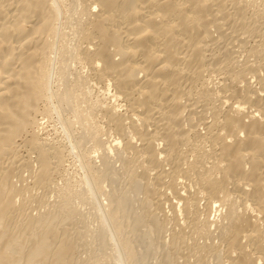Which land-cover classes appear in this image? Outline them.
Returning a JSON list of instances; mask_svg holds the SVG:
<instances>
[{
	"label": "bare ground",
	"instance_id": "6f19581e",
	"mask_svg": "<svg viewBox=\"0 0 264 264\" xmlns=\"http://www.w3.org/2000/svg\"><path fill=\"white\" fill-rule=\"evenodd\" d=\"M77 2L79 4L78 6H81L80 10L85 18L83 23L79 22L81 25L76 24L78 25V27H76L78 34H75L76 36L78 35V39L80 38L79 42L85 45L84 47L82 46L83 49H79L80 60L87 66L88 71L93 75L96 81L106 82L108 88L110 87L109 89L113 92L111 98L114 103L107 107L104 106L105 108L101 113L104 114L108 122L107 125L110 124L112 126V130H114L112 132L118 137H114L116 138L114 143L110 142L113 148L109 143L106 147L101 144L99 145L104 153L103 157L107 158V154L112 152L113 149L119 145L123 146V149L134 150L137 155H140L144 162L150 166L149 168L147 164L145 165L141 162L143 170L146 171V169H148L149 172L154 171V173L151 172V174L153 175L152 181L156 187H152L153 183L151 182L152 188L150 189L147 186L150 194L147 193V195H144L148 197L150 195V197H152V194L159 196L156 198L157 201L155 199L154 201L158 204H156L157 206L155 205L156 208L159 206L158 208L160 209V205L164 207V205H162L164 200L160 202V200H162L160 197L162 196L164 198L168 195V193H165L166 191L164 192L165 194L162 193L163 190H165L163 186H166V188L170 190L168 191L169 195L170 192L175 195V198L178 200L176 202L177 204L179 203L177 207L171 204L174 206L173 209H176H174L175 217L179 215L178 213L182 212L183 217H185L186 220L188 218L189 221L192 218L190 221L192 222L196 217H192L191 214L202 213L199 211L200 208L198 206L200 205L197 203H199V197L205 195L207 201L205 206L202 207H205L203 209V215L205 213L206 217H204L202 223H200L199 220H197V223H192L194 227H197V224L200 223L201 227L207 230V233L212 226L211 224L217 227V234H219V238L217 236V239H220L223 244H221L219 240L220 243L216 247H214V244V246L208 245L206 247L208 252L206 253H209L210 250H213V253L214 250L217 252L219 250L218 253L221 255L222 252L223 258L218 264H264V78L262 79V77L260 78L259 76L260 74L258 75L259 72L264 71V56L261 54V57H259L260 55L258 56L254 52V49H252L256 55V59L249 63L246 61L243 69L241 70L240 68L241 71L234 72L228 66L229 61L232 59L230 56L233 50L227 49V46H220V44H223L222 42L225 41H231V43L236 41L239 43H237V45L247 42L248 39H246L244 35L247 32L248 25L244 24L242 20L243 17H241L242 13L245 12L244 6H247L245 5V1L78 0ZM57 4V0H0V264H72L71 260L74 253L72 245L74 242H70V236H68L69 234L67 235L66 229L57 231L54 228L56 217L59 216H57V212L42 214L36 216V218L31 215L30 211L27 213L23 210L24 208L22 206L23 209L18 207L20 205L16 206L14 204L16 203L15 201H17V196L18 198H20L19 196L22 198L24 197L23 195L26 194L24 190L26 188L23 187V194L22 188H20L21 190L16 189V184H14L15 178H17L15 173L18 172L20 167L22 169V167L27 164L25 161H21L17 165V162H19L17 160L19 147L17 141H25L26 143H24L29 147V150L31 148V150H34L37 154V156L35 155L37 157L35 161H37L38 165L36 169V179L34 178L37 184L44 183L45 181L48 182V179L50 181L52 178H49L52 174V166L56 163L54 162L56 158L53 159V162L51 161L52 151H49V147L45 148L47 144L44 145L37 142L38 132L36 134L34 128L39 126H35V124H37L35 115L40 109L38 108V104L44 100L46 101L51 95V93L50 95L48 93L51 92L50 65H52L57 56L54 51V40L58 36L59 29L56 22L59 17ZM248 31L250 32V30ZM72 36H74V34ZM218 42L219 44L215 45ZM214 45L215 49L218 50L217 54L214 53ZM252 51L251 53L248 52L250 56L252 54L254 55ZM64 61L66 60H61L60 65L62 63L64 64ZM204 65H207V67L204 68ZM205 70L219 71L223 73V75L225 74L224 76L227 75L226 77L230 80L229 86L226 87V91L229 92V94L218 100L220 105L217 107L218 109H210V120L206 119L209 109H206L207 105L204 102L209 99L208 93L212 90L209 89L210 91H208L207 89L203 91L197 100L194 99L195 101L193 98H189L191 87L203 79L202 74ZM65 75H63V77ZM247 76H250V78ZM76 77L78 76H75V79ZM252 78L257 80L259 88L253 89V87H251L249 79ZM241 83H243V87H241ZM238 84H241V86H238ZM52 93L54 94V92ZM71 95L72 92L68 93L69 97H71ZM67 97L63 98L66 99ZM61 99L62 98L59 100ZM189 99H191L192 102ZM72 100H70V102ZM118 101L124 103V115L119 114V108L121 106L118 105ZM75 104H77V101H75ZM44 112H42V114ZM218 115L221 116L220 120L217 117ZM57 119H59V117ZM84 119L86 118L84 117ZM77 120L80 122V119ZM126 122L127 124L125 125ZM198 127L204 130L205 135L203 138L209 141L215 159L211 166L212 169L209 168L212 170V172L209 171L211 174L200 176L201 174L199 173V175L197 173L200 178L198 179L199 181H197L198 187H196L197 189L194 190V193L189 194V190H187L186 187L182 188L183 192L188 194V197H186L183 196L184 193H182V189L180 188L179 190L178 186H180V184L178 185V183L181 182L177 181L178 178L177 176L175 177V175L177 173L183 174L184 172L182 171V166L186 158L184 159L185 156L181 155L184 154L181 152V149L188 143L189 136H191L190 134H193L197 138H202L203 136H200L198 133ZM125 140L126 142H124ZM135 140L139 142V149H137L139 147L138 145V147L133 145L135 144L133 141L136 142ZM75 146L77 145L75 144ZM192 147L189 148L190 152L194 150V147ZM212 151H210L211 156ZM129 153L131 152L129 151ZM53 155L55 157L58 156V154L57 156L55 154ZM106 158H103L101 163L108 165ZM126 162L127 161H125V163ZM165 162L171 165V171L166 172L162 169L163 167L161 165ZM202 163L203 162L200 161V166ZM56 164L59 167V163ZM125 165L126 164H124V166ZM198 165V162L193 165L191 164L190 170L199 168ZM84 166L85 165H83V167ZM26 167L28 168L29 166ZM30 167L32 168V166ZM86 167H84V169ZM152 167L155 169H151ZM57 169L58 168H56V170ZM16 170L17 172H15ZM207 170L206 172H208ZM145 171L144 173L146 174L148 171ZM188 172L189 170L184 172L185 175H188ZM17 174H20V177L18 176L19 178L22 177V173ZM145 177H143V179ZM21 179L19 181H22ZM88 180H85L88 182L86 184L87 186L92 179ZM147 180L146 182H148ZM166 180H168L167 184H165ZM178 180L182 181V178ZM149 182L148 184L150 185ZM92 183L94 184V182H91V184ZM50 184H52V182ZM91 186L93 187V185ZM131 187L135 186L131 184ZM90 188L91 187L88 189ZM97 188L95 189L96 192L98 191ZM94 191H92V194ZM89 193H91V191H89ZM94 194L96 193L94 192ZM91 197L93 196L91 195ZM104 197L103 195V198ZM112 197L113 196H111V198ZM108 198L107 196V199ZM111 198V201L115 200ZM121 199L125 201L123 197H121ZM149 199L148 202H152L149 201ZM66 200L68 201V199ZM110 200H107V203H109ZM116 200L119 201H114V203L116 202L115 206L110 205L111 203L114 204L113 202L107 204V206L110 205L114 207L109 210L108 214L106 213L107 218L105 214L102 216L106 218V221L109 220L110 223L108 224L112 225V227L108 225V227L112 228L111 232L114 230L117 234L118 227L119 229L121 228L120 224L117 222L118 217L115 218L116 221L110 218V216L114 218L116 213L120 211L124 213L126 211V209H124V204L126 205V203L124 202L123 204V200L120 201L119 198H116ZM64 202L65 199L63 200L62 211L68 209ZM213 203L218 205L217 208L221 207L222 211L224 210L221 214L220 221L218 219H215L217 221L210 220L209 212L212 210ZM61 206L62 205L59 207L61 208ZM172 206L170 208L171 210ZM101 207L100 209L103 208ZM103 210L105 209L103 208ZM102 211L100 210L101 213L104 212ZM214 211L218 212L217 210ZM147 213L149 214L147 211L143 214ZM156 213L157 212L154 214ZM70 214L71 213H68V215ZM72 214L75 213L72 211ZM149 215L147 216L149 217ZM142 216L141 213V217ZM141 217L138 221L141 220ZM154 217L156 218L155 215ZM151 219L152 218H150V221H154ZM176 220L175 224H177L176 226L178 227L180 223L178 219ZM223 222H225V224ZM155 223L154 221V224ZM157 226H154V228L156 229ZM162 226H160V228H162ZM182 227L181 228L186 231V227ZM181 228H179V230ZM59 229L58 226V230ZM155 229H153V232ZM174 229L172 232H175ZM158 230L162 229L158 228ZM199 230L202 231L201 228ZM182 231L171 233L173 235L172 237H175L178 243L179 241L182 243L184 240L185 235H182ZM113 235L115 234L113 233ZM113 235L111 234V237ZM156 236L155 233V237ZM115 237L116 236H113V240H118ZM101 239L102 238L98 240L100 241ZM121 239H123V237ZM125 239L126 238H124V241ZM127 242L120 243L121 245L118 244V247L121 246L120 251L123 249L128 253H134L131 251L132 246ZM195 249L198 250V247ZM177 250L175 249L174 251L177 252ZM205 250L204 248V252ZM126 252H124L123 255H125ZM204 252L203 254L205 255ZM128 255L134 258V254H127L126 256ZM122 257L121 255V258ZM129 258L130 257H128V259L126 258L128 261L126 264L134 262L133 259L132 262ZM126 259L122 258L121 260L125 261ZM134 259L136 260L137 258ZM169 261H171V259ZM134 264H136V262Z\"/></svg>",
	"mask_w": 264,
	"mask_h": 264
},
{
	"label": "rangeland",
	"instance_id": "374dc122",
	"mask_svg": "<svg viewBox=\"0 0 264 264\" xmlns=\"http://www.w3.org/2000/svg\"><path fill=\"white\" fill-rule=\"evenodd\" d=\"M77 1L78 0H57L59 17L57 19L58 21H56V22H57V26L59 29H58V34H57L58 36L54 40V42H55L54 51L56 52L57 56H56L55 61H53L52 65H50L51 92H48V93H49V95L51 93V95L49 96L48 99H46V101L44 100L38 104V108H40V109H39V112L35 115L37 117V118L35 117V120L37 122V124H35V126L39 125V126H36L37 128L36 127L34 128L36 134L38 132L37 142H39L40 144H44V145L47 144V145H45L46 146L45 148L49 147V151L50 152L52 151L51 152V161L53 162L54 161L53 159L56 158L54 162L59 163V167L57 166L56 163L53 164V166H52L53 170L55 169L54 171L51 170L52 174L49 177V178L52 177L51 178L52 180L50 179L52 184H50L51 182L49 181V179L47 180L48 182L45 181L44 183L37 184V182L34 181L36 179V173H37L36 169H37V165H38L37 161H35V160H37V157H36L37 154H36V152H34V150H31V148L29 150V147L26 146L25 141H24L25 143L22 140H21V142L17 141V144L19 145L18 154H17L18 159L16 158L19 161V162H17V165L21 161H25L28 165L27 164L24 165L25 167L23 166L22 169L20 167L18 169V172H17V170L15 171L17 173H22L21 174L22 179L19 178L20 174L15 173L17 176V178H15V180H14V184H16L15 185L16 189L22 188V190H23L24 188H26V189H24L26 194H24V190H23V194H24L23 196L24 197L21 198V196H19L21 199L18 198V196H17V198L15 197L17 199V201L14 200L16 202L14 204L16 206L20 205L18 207L22 206L24 209L22 207L21 208L24 211H26L27 213L30 211L31 215L34 217L40 216V215L46 214V213H52V212L56 213L57 212V216L58 215L59 216L56 217V220H55L56 224L54 225V228L57 231L66 229L65 231H66L67 235L69 234L68 236H70L69 237L70 242L75 243V244L73 243V245L71 244L73 249H74L73 258L71 260L72 264H86V263L87 264H123V262H124V264H126L128 262L127 261L128 257L131 258V256H129V255L126 256L127 254H130V255L134 254V258H137L136 260L134 258H131V259L129 258V260H131L132 262L134 260L133 263H131L129 261L131 264H134L135 262H136V264H137V262H138V264H145V263L146 264H171V263L172 264H218V263H220L221 262L220 260H222V258H223L222 252H221V255H220V253H218L219 250H218V252L214 250V253H213V250L212 251L210 250L209 253H206V252H208L207 248H206L208 245L209 246L215 245L214 247H216L219 245L221 240L217 239V236L219 238V234H217L218 233L217 227L214 224H211L212 226L209 228V231H208V233H211V234H208L207 230H205V228L201 227V225H200V223H202L204 217H206L205 213L203 215V212H204L203 209L205 207L204 208L202 207V206H205L206 201H207L206 200L207 198L205 197V195L200 196L198 199L199 203H197L200 205L198 207L200 208L199 211H201L202 213L191 214L192 217H194V216L196 217V219L194 218L195 220L193 219L192 222L197 223V220H199V222H200L197 224V227H194V224L192 222H190L192 220V218L190 219V221L188 218L186 220L185 217H183L182 212H180L181 215H180V213H178L180 216L177 215V217H175V214H174L175 208L173 209V207L179 206L178 205L179 203L177 204L176 201H178V200L175 198V195H173L171 192L169 195L168 191H170V190H168V188H166V186L165 187L163 186V188L165 190H163V192L162 191H160V192L164 193L166 191L165 193H168L169 196L166 195V197H164V198L162 196L160 197V198H162V200H160V202L164 200L163 201L164 203H162V205H164V207L161 206L160 202H159L161 210L158 208L159 206L156 208V206L158 205L156 202L157 201L156 198H158L159 196H157L155 194H152L153 198L150 197L151 195L149 197L146 196L147 193L150 192V191L148 192V188L151 189L153 186L156 187V185L152 181L153 180V175L151 174L152 171L149 172L148 169H146V171H148V172H146L145 170H143V167H141V162H142V164H145V165L147 163L144 162V160L141 158V156L137 155V153L134 150H132V149L126 150L125 148L123 149V146L119 145L115 149H113L112 152L107 154V158L103 157L104 153L102 151V148L99 147V145L101 144V145H104L106 147L107 145L114 143V140L118 137L114 132H112V131H114V130H112V126L110 124L107 125L108 122H107L104 114L101 113V111L105 107L112 105L114 103V101H112L113 99L111 98V95L113 92L111 89H109L110 87L108 88L106 82L96 81V79L93 77V75L88 71L87 66L83 62H81V60H80L79 49H81L82 46L84 47L85 45L81 44V42H79L80 38L78 39V35L76 36V34H78L76 27H78V25H81V24H79V22L83 23L85 18H84L83 14L80 10L81 6H78L79 4ZM244 1L246 3L245 5H247V6H244L245 12L242 13L241 17L244 18V19L242 18L244 24H247L249 26L248 27L247 25H245V26H247V32L245 33L244 36L246 37V39H248L247 42L244 44H241V45H237L238 42H236V41H233L234 42V43L232 42L233 44L231 43V41H225V42H222L223 44H220V46H225V47L227 46V49L229 48V49L233 50V52L231 53V56H230V58H232L230 61H232V62L229 61L228 66L234 72L235 71H241L243 69L244 63L246 61L248 63L254 61V59H256L255 53L258 56L260 55L259 57H261V54L264 56V32H263L264 31V28H263L264 27V25H263L264 24V20H263L264 19V0H244ZM76 24H78V25H76ZM248 30H250V32ZM73 34H74V36H72ZM217 44H219V42L216 43L215 45H217ZM215 45L213 46V48L215 50L214 53L217 54L218 50L215 49ZM252 49H254L255 53L252 51ZM70 51H71V53H70ZM251 51H252V53H254V55L252 54L250 56ZM248 52H250V53H248ZM57 59H58V61H57ZM61 60H66V61H64V64L62 63L63 65L62 64L60 65ZM58 62H59V64H58ZM230 63H231V66H230ZM232 65H234V66H232ZM205 67H207V65H204V68ZM234 67H235V69H234ZM240 68H241V70H240ZM68 69H69V71H68ZM59 70H61V71H59ZM64 71H65V73H64ZM220 73L221 72H219V71L215 72L213 70H205L204 73L202 74L203 79L198 81L196 83V85L194 84L191 87L192 89H190L191 93H189V95H190L189 98H191V99L193 98V100L194 99L197 100L203 91H206L207 89H208V91L212 90L208 93L209 99H207V101L204 102L207 105V107L205 106L206 109H209L207 111L208 115L206 114L207 120H210V113H211V112H209V111H211L210 109L219 107L220 105H219L218 100H220L222 97H226L229 94V92L226 91V87L229 86L230 80H228V77H226L227 75L224 76L225 74L223 75V73H221V74ZM65 74H67V75H65ZM63 75H65V76L63 77ZM258 75L260 76V78L262 77V79H263L264 78V71L259 72ZM75 76H78V77H76V79H75ZM225 78H227V79H225ZM248 78H250V76ZM202 80H204V81H202ZM249 80H250L249 83H251V87H253V89L259 88L258 87L259 85L257 84L258 83L257 80H255L254 78L249 79ZM241 84H242V86H241ZM241 84L240 85L238 84V86L243 87V83H241ZM64 85H66V86H64ZM67 87H68V89H67ZM74 87H76V88H74ZM70 91L72 92L71 97L68 96V93H71ZM52 92H54V94ZM66 93H67V95H66ZM56 96L57 97L59 96L62 99H65L63 97H67V96L69 98L67 97L65 100H62V99L59 100L60 98L59 97L57 98ZM54 97H55V100H54ZM49 99H51V100H49ZM191 99H189V100L192 102ZM70 100H72V101L70 102ZM74 100L77 101V104H75ZM64 101H65V104H64ZM67 102H69V103H67ZM66 103H67V105H66ZM117 103H118V105L121 106L119 108V114L124 115L125 114V107L123 106L124 103H121L119 101ZM96 106L98 107V109ZM55 110H57V111H55ZM81 110H82V112H81ZM41 111L42 112L46 111L44 113L47 115H45L44 113L42 114ZM74 114L78 115V116H75ZM57 116L59 117V119H57L58 118ZM78 117H80V118H78ZM84 117L86 119H84ZM217 117L220 120L221 116L218 115ZM77 119H80V122ZM74 120L75 121L77 120V121L75 122ZM83 120H84V122H83ZM81 122H82V124H81ZM85 123H86V125H85ZM126 124H127V122L125 123V125ZM89 126H91V127H89ZM127 127H128V125H127ZM197 130H198V133L200 134V136L203 135L202 138H197L193 134H190L191 136H189V139H188L189 144L187 143L185 145V147L183 146L182 147L183 149H181L182 150L181 152L184 153L181 155L185 156L184 159L186 158L184 165L182 166V168H183L182 171L187 172L189 170L188 175H185L184 172H183V174L177 173L175 175V177L177 176L178 179L182 178V181L177 179V181L181 182V183H178V185L180 184V186H178L179 190H180V188L182 189V188L186 187V189L189 190V194L194 193L195 192L194 190L197 189L196 188V187H198L197 181H199L198 179L200 178V176L211 174V173H209V171L212 172V170H210V169H212L211 166L213 165V160L215 159V156H213V151L211 149V145H210L209 141L206 138L205 139L203 138L205 135L204 130L201 129V127H198ZM115 136H116V138H114ZM195 137H196V139H195ZM27 139H29V138H27ZM83 141H85V142H83ZM135 141L137 143L133 141V143H135L133 145L138 147L139 142L137 140H135ZM124 142H126V140ZM75 144L77 146H75ZM23 145H25V146H23ZM192 146L194 147V150H192L190 152L189 148ZM112 148H113V145H112ZM139 148H140V146L137 149H139ZM129 151L131 153H129ZM210 151H212L211 152L212 156L210 155ZM30 153H31V155H30ZM56 153L58 154V156ZM53 154H55L60 159L55 157ZM136 155L139 156L140 159ZM103 158L107 159V164L109 166L105 165L104 163H103L104 164V166H103V164L101 163L102 162L101 160H103ZM81 160L82 161L84 160L83 163ZM59 161H61V162H59ZM125 161H127V162L125 163ZM190 161H191V163H190ZM200 161L203 162L201 164V166L203 165L202 167H204V168H202L200 166ZM130 162H132V163H130ZM196 162L199 163V165H198L199 168L190 170L191 164L193 165ZM60 164H61V166H60ZM82 164L85 165L84 167H86V166L88 167V168L86 167L87 170H86V168L84 169ZM124 164H126L127 167H126V165L124 166ZM26 166H29V167L27 168ZM30 166H32V168ZM121 166L124 168V170ZM147 166H148V164H147ZM161 166L163 167L162 169L165 170L166 172L171 171V169H170L171 165L167 164V162H165L164 164L162 163ZM55 167L58 169L56 170ZM81 167H83V168H81ZM148 167L150 168V166H148ZM153 168L154 167H152L151 169H153ZM88 169H90V170H88ZM151 169H149V170H151ZM206 170L208 172H206ZM126 171H128V172H126ZM144 171L146 172V174L144 173ZM113 173H115V174H113ZM148 173L151 175H149ZM152 173H154V171ZM197 173L198 174L200 173L201 175L199 174L200 175L199 176ZM178 174H180L181 176ZM189 174H190V176H189ZM115 175H116V177H115ZM147 175H149L151 177H149ZM145 176H147V177H145ZM183 176H185V177H183ZM86 177H88V178H86ZM143 177H145L147 179L149 178V179L148 180L145 178L143 179ZM179 177H181V178H179ZM85 178L87 180L92 179L93 181L91 180L87 186L86 184L88 182L85 181L86 180ZM20 179L22 181H19ZM146 180L148 182L150 181L149 182L150 185L148 184V182H146ZM167 181L168 180L165 181V184L168 183ZM91 182H94V184L93 183L91 184ZM95 182H96V184H95ZM151 182L153 183V185ZM144 183L146 186L144 185ZM32 184H34V185H32ZM36 184H37V186H36ZM131 184H132V186L134 185L135 187H131ZM79 185H80V187H79ZM91 185H93V187ZM151 185H152V187H151ZM94 186H96V187H94ZM147 186H148V188H147ZM89 187H91L90 189H92V190L88 189ZM96 188L98 190L97 192L95 190ZM159 188H161V187H159ZM89 191H91V193H89ZM92 191H94L96 194H94V192H93V194H94L93 195ZM110 191H111V193H110ZM181 191H182V193H184L183 196L188 197V194L186 192H183V189ZM90 194L94 198L91 197ZM142 194H143V196H142ZM144 194H146V195H144ZM103 195L105 196L104 198H103ZM107 196L109 197L108 199H107ZM111 196H113L112 198L115 200L111 201L110 200ZM120 196L123 197L125 199V201L123 199H121ZM163 196H165V195H163ZM63 198L65 199L64 203L67 205V208H68V209L66 208L67 209L66 211L61 210V209H63L62 208L63 207V200H64ZM116 198L117 199L119 198L120 201L123 200L122 201L123 204H124V202L126 203V205L124 204L125 207L123 206L124 209H126V211L124 213L120 211L121 213L120 212L116 213L117 216L115 215L114 218H113V216L112 217L110 216V218H112L113 220H116L115 218L118 217L117 218L118 221L117 220L116 221L120 224L121 228L119 229V227H118L117 234L114 230L111 232L112 228H110V227H112V225L108 224V223H110L108 219H107L108 221H106V218H107L106 213L108 214L109 210L112 209V207H113L110 205L115 206L116 205L115 203L117 201H119V200H116ZM27 199H28V202H27ZM66 199H68L69 202ZM86 199H87V201H86ZM148 199H149V201H152V202H150L152 204V206L148 202ZM154 199L156 201H154ZM107 200H110V202L107 203L108 202ZM145 200H147V201H145ZM114 201H116V202L114 203ZM104 202H106V203H104ZM111 202H113L114 204H112ZM145 202H146V204H145ZM40 203H41V205H40ZM107 204H110V205L107 206ZM171 204L174 206H172ZM60 205H62L61 208L59 207ZM180 205H181V203H180ZM101 206L105 210H103V208ZM171 206H172V210L170 209ZM217 206H218L217 204L213 203L212 208H211L213 211L209 210L210 211L209 212L210 213L209 214L210 220H212V221H217L215 219H218L220 221L221 214L224 211V210L222 211L221 207H220L221 209L219 207H218L219 208L218 209ZM100 207L102 209H100ZM97 208H98V210H97ZM124 209H122V210H124ZM129 209H130V211H129ZM155 209H157V210L159 209V210L157 211ZM100 210L101 211L103 210L104 212L102 211L103 213H101ZM214 210H217L218 212H216ZM72 211L75 214H72ZM146 211L149 212L150 215L148 213L143 214ZM151 211H154V212H151ZM155 212H157L156 213L157 215L160 214L159 215L160 217L163 216L162 217L163 219L160 218L159 216H157L156 214H154ZM68 213H71L72 215L71 214L68 215ZM141 213L143 215L142 216L143 219L141 217ZM104 214H105L106 218L105 217L103 218ZM153 214L156 216V218L154 217ZM147 215H149V217ZM197 215H198V217H197ZM133 216L135 217V219ZM140 217H141V220L138 221ZM150 218H152L156 222L155 223L156 225L154 224V221H150ZM175 218L179 220V223H180L178 226L179 228H181L182 226L186 227V228L184 227L186 229V231H184V229H182L183 227L180 229L181 231L183 230L182 235L183 234L185 235V236L183 235L184 240L182 241V243L180 241L178 243L176 241V238L172 237L173 233H177L178 231H180L179 228L176 226L177 224H175L176 223ZM64 219H65V222H64ZM164 219H165V222H164ZM126 220H127V222H126ZM149 221H150V224H149ZM161 221H162V223H161ZM187 221H189V222H187ZM106 222H107V224H106ZM120 222L122 223V225ZM130 222H133V223H130ZM223 223L225 224V222H223ZM59 224H61L62 226ZM157 224H158V226H157ZM173 224H175V225H173ZM108 225H110V227H108ZM127 225H129V226H127ZM58 226L60 228L59 230H58ZM151 226H153V227H151ZM154 226L155 227L157 226V228L155 229ZM160 226H162V228H160ZM195 226H196V224H195ZM198 227H199V229L201 228L202 231L199 230ZM67 228H68V230H67ZM158 228L162 229V230H158ZM153 229H155L154 232H153ZM173 229L175 230V232H172ZM203 229L205 230V232ZM109 230H110V232H109ZM194 230H196V231H194ZM210 230H211V232H210ZM118 232H119V235H118ZM151 232H153L154 234ZM110 233L112 235L114 233L115 235H113V236H116L115 238L118 240L115 239L116 241H114L113 236L111 237ZM155 233L157 235L156 237H155ZM200 233H201V235H200ZM120 234H122V235H120ZM206 234H208V235H206ZM122 237H123V239H121ZM145 237H147V238H145ZM100 238H102V239L99 241L98 239H100ZM124 238H126L127 240L125 239V241L126 242L128 241L127 243L132 246L131 251L134 253H128V252L124 251L123 249H121V251L123 250L124 252H126L125 255H123L124 252L122 251L123 252L122 253L120 251L121 246L118 247V244L121 245L120 243L125 242ZM171 238H172V240H171ZM219 240H220V242H219ZM221 244H223V242H221ZM173 246H174V248H173ZM197 247H198V250L195 249ZM204 248L206 249L205 252H204ZM175 249L176 250L178 249L177 252L174 251ZM201 251H203L205 253V255ZM166 253H167V255H166ZM200 253L202 256L200 255ZM121 255L123 256L122 257L123 259H126V258L127 259L125 261L124 260L122 261ZM217 257H218V259H217ZM170 259H171V261H169Z\"/></svg>",
	"mask_w": 264,
	"mask_h": 264
}]
</instances>
